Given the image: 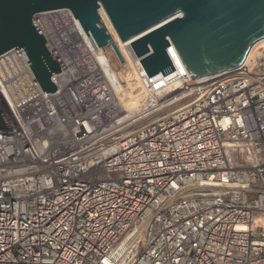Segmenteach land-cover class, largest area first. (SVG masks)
Here are the masks:
<instances>
[{
  "label": "built area",
  "instance_id": "built-area-1",
  "mask_svg": "<svg viewBox=\"0 0 264 264\" xmlns=\"http://www.w3.org/2000/svg\"><path fill=\"white\" fill-rule=\"evenodd\" d=\"M99 16L122 63L69 9L34 16L54 93L0 55V264H264V53L193 83L171 44L148 77Z\"/></svg>",
  "mask_w": 264,
  "mask_h": 264
},
{
  "label": "water",
  "instance_id": "water-1",
  "mask_svg": "<svg viewBox=\"0 0 264 264\" xmlns=\"http://www.w3.org/2000/svg\"><path fill=\"white\" fill-rule=\"evenodd\" d=\"M100 8L148 77L174 71L171 44L195 83L237 69L264 39V0H0V55L19 48L42 90L54 93L51 77L60 67L34 16L69 9L95 45H110L122 63ZM3 131L12 132L0 109Z\"/></svg>",
  "mask_w": 264,
  "mask_h": 264
},
{
  "label": "bare ground",
  "instance_id": "bare-ground-1",
  "mask_svg": "<svg viewBox=\"0 0 264 264\" xmlns=\"http://www.w3.org/2000/svg\"><path fill=\"white\" fill-rule=\"evenodd\" d=\"M99 13L109 28V22H108L106 16L104 15L103 11L100 10ZM110 30H111L113 36H116V41H118V38H117L115 31L111 28H110ZM263 53H264V39L258 41L257 43H255L252 46V48L248 52L245 60L243 61L241 66L238 67V69H240V68L244 69L247 66V64L249 63V61L251 60V58L257 57V56H262ZM125 82H126V84H125L124 89H125L126 96L123 98V101L127 104L129 110L131 112H133L139 106L140 99L142 97L141 96V90H140L139 86H137V84L136 85L134 84V87H133L130 84H127V80H125Z\"/></svg>",
  "mask_w": 264,
  "mask_h": 264
}]
</instances>
